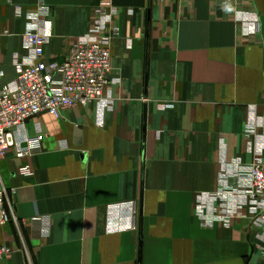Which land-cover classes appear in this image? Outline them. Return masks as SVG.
I'll return each mask as SVG.
<instances>
[{"label":"crops","instance_id":"1","mask_svg":"<svg viewBox=\"0 0 264 264\" xmlns=\"http://www.w3.org/2000/svg\"><path fill=\"white\" fill-rule=\"evenodd\" d=\"M105 1L103 99L27 120L0 161V264H264L247 196L264 171V0H0V88L40 4L44 60L63 62Z\"/></svg>","mask_w":264,"mask_h":264},{"label":"built area","instance_id":"2","mask_svg":"<svg viewBox=\"0 0 264 264\" xmlns=\"http://www.w3.org/2000/svg\"><path fill=\"white\" fill-rule=\"evenodd\" d=\"M16 10H19L16 8ZM47 13L44 5L29 20L23 35L29 50L27 60L14 65L16 79L11 86L0 88V161L9 148L16 146L14 131L40 114L60 118L62 113L75 106L87 107L103 99L107 76L111 70L108 44L113 36L106 30L115 10L108 1L100 5L94 27L88 35L79 39L63 62H45L44 50L48 37L43 32L42 16ZM113 35V34H111ZM42 137L27 138L25 147L19 148L16 157L31 156L39 149ZM23 173L31 174L29 166ZM248 199L257 205L255 218L264 226V171L260 164H253L248 171ZM5 191L0 190V226L7 224L10 217L4 208ZM214 213V212H213ZM213 213L209 216L213 217ZM222 221L229 223L238 216L237 212L225 209L220 213ZM132 228L136 210L131 206ZM8 250L0 246V260Z\"/></svg>","mask_w":264,"mask_h":264}]
</instances>
